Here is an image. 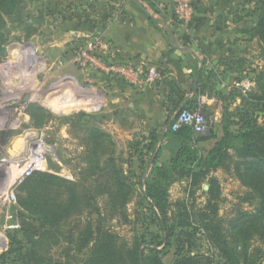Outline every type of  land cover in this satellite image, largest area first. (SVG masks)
Returning a JSON list of instances; mask_svg holds the SVG:
<instances>
[{
  "label": "crops",
  "instance_id": "1",
  "mask_svg": "<svg viewBox=\"0 0 264 264\" xmlns=\"http://www.w3.org/2000/svg\"><path fill=\"white\" fill-rule=\"evenodd\" d=\"M26 1L32 30L24 34L28 41L42 42L21 49L26 58L11 57V80L16 81L9 92L25 88V100L38 96L54 112L104 111L110 119L121 114L137 119L144 133L160 129L164 134L167 119L171 122L192 102L218 124L226 109L241 102V83L248 79L249 90L256 85L252 72L262 58L251 14L254 0H194L189 23L177 19L172 0ZM94 40L110 51V60L156 66L164 71L162 78L141 88L121 76L81 66L73 55ZM168 82L179 90L174 102L168 99ZM173 103L178 104L175 110ZM214 143L210 139L202 146L209 149ZM167 153L166 158L173 154ZM170 255L169 261L164 257L167 264L175 260L174 249Z\"/></svg>",
  "mask_w": 264,
  "mask_h": 264
},
{
  "label": "trees",
  "instance_id": "2",
  "mask_svg": "<svg viewBox=\"0 0 264 264\" xmlns=\"http://www.w3.org/2000/svg\"><path fill=\"white\" fill-rule=\"evenodd\" d=\"M24 0H0V25L2 14L15 12ZM257 24L255 35L261 44V56L264 59V0H257ZM164 71H161L163 74ZM256 90L249 93L245 99L247 104L263 112L259 117L256 111L241 106L227 111V115L240 114V127L237 130L224 126L223 133L217 135V124L206 113L208 133L197 135L191 127L183 126L178 130L171 129L170 119L164 123V134L160 129L149 131L150 143L144 145L146 152L155 151V144L163 138L168 139L163 147L168 145L173 152L167 163H160L161 153L155 154L150 161L142 160L139 167L145 172V191L143 197L147 200L152 212L159 219L160 229L164 238L154 240L134 238L130 245L120 242L117 236L103 232L101 228L89 223L81 233L78 251H88L82 264H167L164 256L174 247L175 260L171 264H261L264 260V72L255 75ZM167 83V82H166ZM168 99L173 101V94L179 90L171 83ZM184 105L181 109H196L199 104ZM178 107L173 103V109ZM256 108V109H257ZM37 111L46 110L38 105ZM254 110V109H253ZM244 112V113H243ZM84 115V113H82ZM259 118L262 119L259 122ZM94 117H80L72 122L73 126L82 127L87 149H100L101 154L111 135L91 121ZM222 120V121H223ZM170 122V123H169ZM213 122L216 126H213ZM170 127H169V125ZM163 126V127H164ZM218 130V128H217ZM220 131V130H219ZM215 139L211 148L206 149L202 142ZM108 142V143H109ZM140 143V142H139ZM141 144V143H140ZM95 146V148H94ZM204 148V151L203 149ZM143 153H141L142 155ZM146 164L145 166H143ZM219 168L230 169L238 178L244 191L239 195V201L234 203L229 214H221L220 191L217 182L211 179L208 188L209 198L203 205L189 202L190 197H184L172 203L170 200L169 181L186 178L192 187H197L212 171ZM96 177L95 191L108 197L113 215L127 218L125 208L134 197L137 184L135 174L115 163L112 155H108L103 163L92 167ZM171 183L174 181H170ZM18 187L26 195L19 198V205L33 217L38 224L37 239L29 243L27 255L24 254L22 243L10 235L7 249L0 252V264H65L60 259L41 252L45 238L53 236L52 231L60 224L81 211V185L58 175L36 171L27 177ZM67 192V194H66ZM65 195V197H63ZM89 200L91 197L88 198ZM247 205V206H246ZM159 236V235H158ZM207 247L202 249L203 242ZM92 245L89 247V245ZM202 246H201V244ZM162 246V247H161ZM161 247V248H160ZM14 255V257H13Z\"/></svg>",
  "mask_w": 264,
  "mask_h": 264
},
{
  "label": "rangeland",
  "instance_id": "3",
  "mask_svg": "<svg viewBox=\"0 0 264 264\" xmlns=\"http://www.w3.org/2000/svg\"><path fill=\"white\" fill-rule=\"evenodd\" d=\"M254 1L255 7L251 14L256 17L255 27L258 18L256 13L258 5L257 0ZM28 15L27 1L24 0L15 12L2 14L3 23L0 25V245L6 244V246L4 244L5 247H0V252L9 246L10 235L15 236L22 243L20 246H24L23 252L25 255H27L29 243L38 238L37 222L19 205V198L25 196L26 193L21 187H18L19 185H15V181L24 171L25 162L21 161L22 158L29 154L30 151L38 149L45 142L48 144L49 153L44 165L45 168L42 171L58 175L69 181H76L81 185V193L83 195L86 194L87 197L82 196L80 212L73 214L63 221L59 227L55 228L52 231L53 236L45 238L41 252H46L47 255L60 259L65 264H82L88 248L81 252L78 251L77 247L80 243L81 233L87 228L86 226L89 223L94 228L98 225L97 228H101L104 233L111 231L122 243L128 242L131 245L134 238L154 240L152 235H157L156 241H160L164 238V233L160 229L159 219L143 197L145 172L142 171L139 165L143 164L141 163L142 159L148 160V166L158 151L161 153L159 154V162L167 163L169 160V158H166L169 150L168 145L164 148L163 141L158 140L155 144V151L146 152L144 145L150 143L149 139L146 140L149 132L144 133V130H140L137 119L122 118L121 114L110 119V114L105 115L104 111L95 113L85 110H74L66 113H57L43 106L38 96H32V99L25 100L24 95L27 93L25 88H17L13 93L9 92L10 83L16 81L11 80V77L15 75L12 73L14 63H12L11 57H18L20 60L26 58V55L22 54V50H26L24 47H32L33 43L40 44L42 42L40 40L28 41L26 39L24 33L32 30L27 25ZM93 42L97 43L98 48L110 58V51L107 48H103L99 40H94ZM259 45L260 58H262L260 41ZM73 57H76V53H74ZM262 71L264 72L263 58L259 60V65L252 72L253 80H255V75ZM3 72L7 73L2 75L1 73ZM31 77L36 78L37 74ZM8 79L9 81L6 82ZM253 90H256V85L250 90H239L242 99L237 107L241 106L244 112L248 109L256 111L260 117L263 112L259 111V107H256L257 109L253 108L245 101L249 95L248 93ZM38 105L45 107L46 110L37 111L35 107ZM227 111L229 109H226L225 113ZM234 115V118H232V114L227 115L228 118L226 120L222 118L218 122L217 128L221 134L224 126L230 123H232L230 126L232 130H237L240 127V114L235 113ZM82 116L94 117L91 123L110 133L112 143L107 141L104 146L106 153L103 155L100 149L95 150L96 152L92 149H87L82 127L72 125L75 119H79ZM261 120L259 118V122ZM213 126H216L214 122ZM201 149L204 151V148ZM109 153L114 157L118 166L123 167L126 172L131 170L136 175L134 178L137 184L136 192L125 208L127 218L119 214L113 215L110 210L108 197L99 194L94 189L97 183L96 177L100 173L94 174L91 168L103 163ZM141 153L143 154L141 155ZM20 158L21 160L16 162ZM211 179H214L219 187L221 195L220 213L229 214L234 203L239 201V195L244 191V187L230 169L219 168L212 171L197 187H192L190 181L186 178L165 180L167 184L169 181L171 202L175 203L179 199L190 197V203L193 202L195 206L203 205L209 198L208 189H205L204 185L209 186ZM170 181L174 182L171 183ZM11 189L15 190V200L8 197ZM89 197H91L90 200L88 199ZM202 244L201 250H204L207 245H205V242ZM91 245L92 243L89 247ZM171 249H174V247H171ZM166 255L164 257L166 261H169L168 257H172V255ZM222 264L226 263L223 262Z\"/></svg>",
  "mask_w": 264,
  "mask_h": 264
},
{
  "label": "built area",
  "instance_id": "4",
  "mask_svg": "<svg viewBox=\"0 0 264 264\" xmlns=\"http://www.w3.org/2000/svg\"><path fill=\"white\" fill-rule=\"evenodd\" d=\"M173 11L178 20L189 23L195 14L194 0H172ZM75 60L78 64L90 70H99L110 76L111 74L118 75L128 80L129 82L144 87L145 85H153L161 78V70L156 66L139 65L133 62H118L112 61L99 48L97 43L91 42L86 47H81L76 52ZM250 81L246 79L241 83L243 89H248ZM171 129L178 130L183 126H189L197 135L205 134L208 131V119L203 110L199 106L196 109H181L177 112L175 118L171 122ZM169 125V127H170ZM167 128V127H166ZM48 144L43 143L38 149L30 151L24 158L17 159L25 162L24 171L17 177L15 185H20L27 177L31 176L36 171H42L45 168L47 156L49 153ZM10 199H16L15 190L11 189L8 193ZM0 245V247H3ZM6 246V244H5ZM214 264H222L216 262Z\"/></svg>",
  "mask_w": 264,
  "mask_h": 264
},
{
  "label": "water",
  "instance_id": "5",
  "mask_svg": "<svg viewBox=\"0 0 264 264\" xmlns=\"http://www.w3.org/2000/svg\"><path fill=\"white\" fill-rule=\"evenodd\" d=\"M180 110H181V109H179V111H180ZM179 111H178V112H179ZM172 121H173V119H172ZM172 121H171V122H172ZM162 137H163V136H162ZM204 188H205V189H208L209 186H208V185H204Z\"/></svg>",
  "mask_w": 264,
  "mask_h": 264
}]
</instances>
